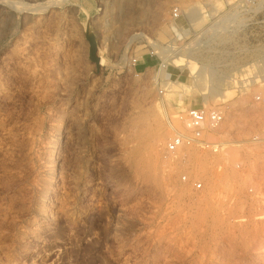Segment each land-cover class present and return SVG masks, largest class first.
Instances as JSON below:
<instances>
[{
	"label": "rangeland",
	"instance_id": "rangeland-1",
	"mask_svg": "<svg viewBox=\"0 0 264 264\" xmlns=\"http://www.w3.org/2000/svg\"><path fill=\"white\" fill-rule=\"evenodd\" d=\"M197 1L0 0V264H264V0L215 1L219 24L233 15L218 34L208 16L169 22ZM169 41L221 98L172 91L148 53ZM191 104L226 109L206 136L222 147L164 159L168 119L192 135L177 116ZM155 115L147 184L129 150Z\"/></svg>",
	"mask_w": 264,
	"mask_h": 264
},
{
	"label": "bare ground",
	"instance_id": "bare-ground-1",
	"mask_svg": "<svg viewBox=\"0 0 264 264\" xmlns=\"http://www.w3.org/2000/svg\"><path fill=\"white\" fill-rule=\"evenodd\" d=\"M134 1L135 0H118V6L122 10L128 9L132 6ZM215 1H217V0H215ZM215 3L216 2H214V4H213L214 8H212V10L213 11L214 10L219 11L217 6L215 5ZM178 5L184 10V8L180 4H178ZM184 12L186 13L187 19L190 20L192 26L199 25L201 22H203L205 20L206 15H207L205 13V11L202 9V7L200 6V4L198 3V1H197V5L189 7V9L187 11L185 10ZM227 19H233V15L226 14L222 19V23L224 25L223 24L222 25L221 24H219V25L218 24H213V25L211 24L208 27V31L212 30V33L218 34L219 31H222V29H225L230 25L229 20L227 23H224V21H226ZM194 41L195 40H192L191 43H188V45L185 46L184 49L187 48L188 53L190 52L191 49L194 50V49H197V46H201L199 39L196 40L195 42ZM152 45H153L152 47L154 49H156V51L159 53V55L162 56V58L165 61H167V66L161 68V70H163L162 76H163L166 83L171 84V86H172L171 89L174 93H177V94L183 93V94H188V95H190L192 93H194V94L199 93L203 96L205 103H207L209 98L219 99L223 96L224 93L220 91V88L218 87V84H217L215 77L212 76V74H211L212 72H211L210 68L207 67L206 65L196 64L194 59L192 57H190L191 55H187L185 60H183L184 56L180 55V52H179V50L181 48L180 45L174 43V41H169V43H166V44H160L158 42H153ZM170 53H172V58L169 57ZM104 60L105 59L101 55L100 56V61H101L100 64H102ZM173 66L178 67L179 70L181 71V73L177 76V78L175 80L169 78L170 70L172 69ZM186 71L189 72V74L192 76V78H191L192 84H188L189 80H187V81L184 80V76H185L184 73ZM260 81H264V76L260 79ZM188 106H190V105H188ZM188 106L182 111H185L186 109L190 108ZM191 106H194V105L191 104ZM263 110H262V113H264ZM179 113H180V111L178 112V115H177L179 117V120L182 121L186 127H188L187 122L180 119ZM258 113H260V112H257V114ZM258 115H260V114H258ZM153 119H154L153 120L154 122L151 123V128H150V130H148L149 133H147L146 130H142V129L141 130L137 129L138 133L133 132L136 129L131 131V133L132 132L134 133V135L131 137V140L134 141V143L132 142L133 145L130 144L132 146L129 150V153L133 158V165L135 167L134 170H135L136 175L141 177L143 179V181L146 182L147 184L149 181H151L153 179L155 180V178H156V174H155L156 169H154L152 167L151 159L157 157L158 151L160 150V146H162V143L164 141V137L162 136V130H163L162 120L160 119V117L158 115H155ZM224 122H225V120H224ZM167 123H169V127L171 128V131H172V135L170 136L169 140H171L173 138L175 133H181L183 135H185V134L191 135V134H188V133L178 129L177 127H175L173 125V123L171 122V120L168 119ZM167 126H168V124H167ZM134 128H136V127H134ZM151 136L153 138H150ZM149 139H151L152 141L150 140V142H148ZM192 144L193 143H190V144L186 143V144L179 146L177 148V150H175V151H169V152L166 151L167 155L163 154V156H164L163 158L168 160V159L174 157L173 155L175 153H177V154L185 153V152L189 151L190 148H192ZM146 155L148 157H146ZM183 179H186V176ZM147 184H146V186H147ZM46 190H48V187L46 188ZM46 196H47V194H44V197H46Z\"/></svg>",
	"mask_w": 264,
	"mask_h": 264
},
{
	"label": "built area",
	"instance_id": "built-area-1",
	"mask_svg": "<svg viewBox=\"0 0 264 264\" xmlns=\"http://www.w3.org/2000/svg\"><path fill=\"white\" fill-rule=\"evenodd\" d=\"M226 1V6L228 5V9H230L229 6H231L232 3H230L229 0ZM214 2L215 0H198V3L207 14L206 16L213 20L209 23L210 25L219 24V17L222 15H212L215 12H212V8H214ZM225 10L226 9H224L222 12H224ZM184 11L185 9L183 10L178 4L173 5L169 16V22L176 23V21L181 18L187 19L186 13ZM226 14L229 15L230 13L228 12L225 13V15ZM229 27L232 28L233 25L230 24L227 28ZM148 53L157 57L156 60L159 68L167 66V61H165L162 56L159 55L156 49L153 48ZM169 57L172 58V53L169 54ZM136 60L137 59H133V64L136 63ZM160 94H163V89H160ZM254 100L257 101V103L264 104V95L258 93L254 96ZM225 111L226 109L220 105L206 106L202 104L190 106V108L186 109L185 111H180V119L187 122L189 129L192 131V135L175 133L173 138L168 141L166 151H175L179 146L183 144L193 143L202 149L209 150L214 153L219 152L222 147V142L219 140H209L206 138V136L209 133L217 132V130L221 127L226 117ZM256 139L258 140V137L254 136L253 140L257 141ZM195 185L197 188H200L202 186V183L197 182L195 183Z\"/></svg>",
	"mask_w": 264,
	"mask_h": 264
}]
</instances>
